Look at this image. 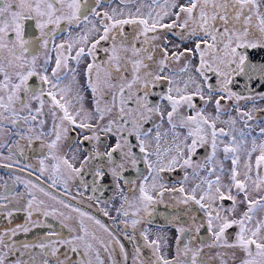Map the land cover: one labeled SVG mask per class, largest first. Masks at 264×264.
I'll return each instance as SVG.
<instances>
[{
    "label": "snow or ice",
    "instance_id": "6c2138e0",
    "mask_svg": "<svg viewBox=\"0 0 264 264\" xmlns=\"http://www.w3.org/2000/svg\"><path fill=\"white\" fill-rule=\"evenodd\" d=\"M259 51L264 0H0V168L29 177L0 176V216H26L0 232V264H129L113 231L49 191L84 197L85 174L93 193L111 177L115 216L100 211L121 218L132 264H264ZM34 146L37 162L21 165ZM166 200L173 212L153 235ZM38 217L67 238L20 252L13 238L46 227Z\"/></svg>",
    "mask_w": 264,
    "mask_h": 264
},
{
    "label": "flooded vegetation",
    "instance_id": "af4514ba",
    "mask_svg": "<svg viewBox=\"0 0 264 264\" xmlns=\"http://www.w3.org/2000/svg\"><path fill=\"white\" fill-rule=\"evenodd\" d=\"M257 57L260 58L264 57V51H259L256 52ZM102 56L103 53H100ZM257 60H264L258 59ZM264 83V82H262ZM256 91L257 92H264V88L259 86V83L255 84ZM237 91L245 92L247 94L246 90L244 89L243 82H241L238 87L236 88ZM258 107H264V103H261L258 105ZM260 117L264 119V113L260 114ZM203 153V150H201V154ZM40 154V149L38 147L34 146L33 150H30L27 152V157L28 159L20 158L21 160V165L26 164V163H32L35 164L37 162V158L39 157ZM8 161L0 160V164L7 163ZM14 175H23L25 178L27 177L26 173H18L15 170L12 169H4L0 168V176H2L5 180H8L9 183H11V176ZM35 175H38V173H35L32 177H30L33 181H35ZM126 177L130 180L136 179V174L133 173H126ZM167 181L170 185L173 184H178V182L182 179V173L177 174V173H168L165 174ZM85 180L87 181L88 184V190L86 191L84 188H80L79 191L84 193V197L76 196L77 188L75 186H71L72 190V196L75 197V199L70 198L67 195L60 196V193L63 192L62 188H56V189H49V191H52L54 195H57L60 199L65 200L67 203L73 205L74 207H79L82 210L88 212L90 215L96 217L99 219L102 223H104L117 237L120 239L121 243L125 245V250L129 253V264H132L131 258L134 256V247L135 245L130 242L129 240L125 239L123 235L124 231V225L120 224L119 221L121 218H116L115 222L113 219H110L109 217H106L103 215V213L100 211V208L105 207L109 204L113 205V209L110 211L111 216H115V211L114 208L118 206V199L113 200V197L116 196V190L114 187V184L112 182L111 177H107L103 182H102V187L101 189L97 190L95 193L91 191L92 187V180L91 177L85 174ZM138 182V181H137ZM47 181L45 180V183L42 185L43 187H47ZM123 183V182H122ZM22 191V186L20 188ZM125 191H127V186H125ZM37 195L41 199H45L47 201V198L43 197L39 193ZM87 196H92L93 200L89 201L85 197ZM98 201V202H97ZM47 203L52 204V201H47ZM165 204H169L168 207L165 206ZM165 204H159L155 206V212L152 216V224L147 225L148 227L151 228L152 234L155 235L156 231L160 228L165 227L167 218L172 214L173 209L170 206L169 201H165ZM56 207L60 208L61 211L67 212L68 210L63 209L60 205H55ZM73 216H75V213H72ZM45 225L46 227H36L33 228L31 231L28 233H19L13 238V242L16 244V246L20 249V252H26L28 251L27 249L23 248L24 244H32V243H39L41 240H43L45 237L48 236L49 233H54L57 236L63 235L65 238L68 236V231L67 229L63 228L60 221L56 218L53 217H38ZM90 228H95V225L92 224L91 221L87 222ZM26 224V216L23 212L15 214L12 218L11 221L4 219L3 216H0V232L10 230L12 227L16 226H22ZM99 232V229H96ZM127 231L131 232V229H128ZM102 235H105V238L110 239V237H107L106 234L101 233ZM137 242L138 244L142 245V241L139 240V230L137 229ZM171 235L174 237L175 232L174 230L171 232ZM63 251H66L63 250ZM118 249H117V256L116 259L120 261L122 258L118 254ZM143 254L145 259L150 258L151 253L150 250L148 249H143ZM106 260V264H108L107 261V254H103ZM26 258V257H25ZM13 259H15L13 257ZM76 259L79 260V255L76 256Z\"/></svg>",
    "mask_w": 264,
    "mask_h": 264
},
{
    "label": "water",
    "instance_id": "95a60500",
    "mask_svg": "<svg viewBox=\"0 0 264 264\" xmlns=\"http://www.w3.org/2000/svg\"><path fill=\"white\" fill-rule=\"evenodd\" d=\"M255 56H256V58H258V59H262V58H264V57H261L260 56V58L259 57H257V54L255 53ZM259 86L261 87V83H259ZM254 91H256V87L254 86V89H253Z\"/></svg>",
    "mask_w": 264,
    "mask_h": 264
}]
</instances>
